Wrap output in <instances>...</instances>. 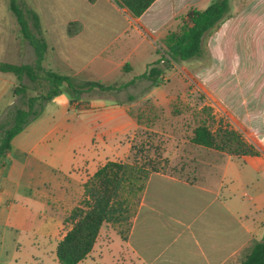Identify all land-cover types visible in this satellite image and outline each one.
Wrapping results in <instances>:
<instances>
[{
	"label": "crops",
	"instance_id": "0c3cea01",
	"mask_svg": "<svg viewBox=\"0 0 264 264\" xmlns=\"http://www.w3.org/2000/svg\"><path fill=\"white\" fill-rule=\"evenodd\" d=\"M211 1L154 0L140 16H133L115 0H53V13L44 16L37 13L47 43L46 53L48 55L50 50L53 55L50 63L55 67L50 65L49 68L71 76L75 82L125 84L146 72L157 59L159 42L173 29L168 27L169 21L176 20L178 25L189 9H203ZM230 2V15L214 29L207 44L212 62L197 67L196 75L204 83L207 94L213 97V92L219 97V105L231 112L235 127L254 134L251 142L259 148L260 154L224 155L207 167L198 180L150 172L141 189L129 232L123 240L118 237L129 257L128 264H238L264 236V105L254 108L246 97L236 94L223 97L221 87L209 84L201 69L213 65L214 51L233 54L230 46L247 42L254 36L264 38V0H243L240 7L234 6V0ZM260 52H264L263 49ZM228 65L236 66V62ZM135 68L139 69L136 73ZM261 75L264 79V72ZM146 80L150 83L148 96L158 87ZM3 82L7 85L4 92L10 91L13 82ZM261 90L264 91V86ZM52 104L73 108L67 96L56 95L32 122L36 123L44 109ZM128 109L116 99L107 103L91 100L80 112H75L76 117L85 114L87 125L97 134L92 141L94 152L79 162L71 159L64 166H52L46 160L45 146L38 144L30 148L35 161H45V172L46 167L58 168L61 177L66 179L65 184L55 187L56 196L64 200L77 196L81 193V184L105 163L96 160L94 155L105 156L109 149L124 146L126 134L139 126ZM63 122L65 124L66 115L53 120L47 133L56 132ZM1 162L5 163L3 158ZM44 219L41 221L43 229L46 227ZM93 249L88 254L91 259L100 255L93 253Z\"/></svg>",
	"mask_w": 264,
	"mask_h": 264
},
{
	"label": "rangeland",
	"instance_id": "374dc122",
	"mask_svg": "<svg viewBox=\"0 0 264 264\" xmlns=\"http://www.w3.org/2000/svg\"><path fill=\"white\" fill-rule=\"evenodd\" d=\"M22 1H26L30 8L41 16L53 13V8L55 9L53 0ZM233 3L234 6L240 7L243 0H234ZM14 21L8 0H0V61L32 64L35 61L33 49L19 35L18 25L14 24ZM177 23L178 21L171 20L167 25L174 29ZM30 26L32 27V24ZM212 33L213 31L203 38L204 53L201 57L178 63H168L165 59L160 62L159 66L163 72L156 85L157 91L151 95H146L150 89L147 87L150 83L146 78L137 79L133 85L117 92L94 88L82 93V100L78 101V105L74 102L73 108L48 105L36 119V123L31 121L26 125L15 137L10 154L3 157L5 163H0V264H59L55 254L56 245L70 227L65 219L71 209L81 202L83 187L81 193L72 199H60L54 194L55 187L58 188L59 183L65 184L66 179L61 177L58 168L46 167L45 172V161H35L29 150L34 145L45 146L48 153L47 162L58 167L64 166L71 159L79 162L92 155V141L97 134L87 125L85 114L80 113L77 117L75 114L91 100H104L107 103L108 100L116 99L123 102L139 126L126 134L123 147L109 149L105 156L94 155L100 162L116 160L127 164V180L119 193L125 212L120 222L102 225L92 251L100 255L93 259L87 255L82 264H128L129 257L118 237L123 240L129 232L131 218L136 211L146 180L148 165L145 161L158 162L159 159L167 158L166 164L164 161L159 164L163 166L159 169L160 172L186 180H198L207 167L212 166L224 155H230L190 142L194 127L207 118V107H214L223 114L226 121L234 125L230 117L231 112L219 105V97L213 92H210L213 97L207 94L204 83L196 75L197 67L208 66L212 62L207 47ZM231 49L233 54L220 50L213 52L216 58L213 65L209 69L201 68L204 71L203 78L209 84L221 87L223 97L236 94L238 97H246L254 108L263 107L264 91L261 89L264 79L261 74L264 72V52L260 51H264V38L254 36L247 42L230 46ZM3 50L6 51L3 53ZM45 54L46 60L44 59L43 64L49 68L53 55L50 50L48 55ZM156 56L158 57V54ZM229 62H236V66H229ZM134 71L136 73L139 69L135 68ZM3 80L13 82L7 93L4 92L7 85ZM17 83L18 80L12 73L0 72V123L6 122L16 106H23V101L28 96L35 95L40 90L35 89L33 83L24 77L21 83L29 86L25 96H14L12 88ZM60 94L69 98L66 92ZM129 96H133V99H129ZM106 97L108 99H105ZM64 115L65 124L63 122L60 129L48 134L47 129L53 120L58 121ZM208 121L212 124L211 120ZM214 126L213 123V129ZM241 132L251 142L254 134ZM43 217L44 221L46 220L44 229L41 223ZM106 242L109 244L106 245Z\"/></svg>",
	"mask_w": 264,
	"mask_h": 264
},
{
	"label": "trees",
	"instance_id": "16d2710c",
	"mask_svg": "<svg viewBox=\"0 0 264 264\" xmlns=\"http://www.w3.org/2000/svg\"><path fill=\"white\" fill-rule=\"evenodd\" d=\"M115 1L127 8L133 16H140L154 0ZM8 7L15 17L19 35L31 45L35 61L32 64L0 62V72L12 73L18 80L12 88L14 96L20 95L22 98L25 96L29 86L21 83L24 77L33 83L35 89L40 90L37 94L28 96L23 101V106H16L6 122L0 123V163L11 149L12 139L35 119L45 103L56 95L66 92L70 103L75 102L78 105L81 94L94 88L100 91L120 90L141 78L149 79L151 84L156 86L163 72L159 66L161 59H165L168 63H178L201 57L204 53L203 38L230 15L231 2L212 0L203 9H189L181 17L177 27L168 30L159 42L158 57L150 64L147 71L120 85H106L91 80L75 82L71 76L45 67L43 61L47 43L42 34L38 14L22 0H8ZM129 99H133V96H129ZM206 109L207 118L194 127L190 142L235 156L260 154L259 148L249 142L232 123L226 121L220 111L214 107ZM208 120H211L212 124ZM157 161H145L148 165L146 166L148 170L145 172L147 175L150 171H159L163 167L159 164L163 161L166 164L168 160L163 158ZM126 178L125 162L107 160L83 183V198L66 217L65 221L70 227L56 245L55 254L59 264H78L93 249L102 225L120 222L125 208L119 199V193ZM238 264H264V236L254 243L247 256Z\"/></svg>",
	"mask_w": 264,
	"mask_h": 264
},
{
	"label": "built area",
	"instance_id": "2783aa9c",
	"mask_svg": "<svg viewBox=\"0 0 264 264\" xmlns=\"http://www.w3.org/2000/svg\"><path fill=\"white\" fill-rule=\"evenodd\" d=\"M164 61V59H161V62H163Z\"/></svg>",
	"mask_w": 264,
	"mask_h": 264
}]
</instances>
